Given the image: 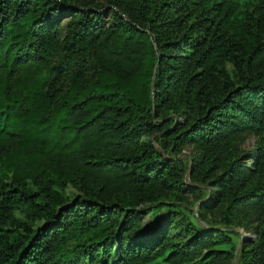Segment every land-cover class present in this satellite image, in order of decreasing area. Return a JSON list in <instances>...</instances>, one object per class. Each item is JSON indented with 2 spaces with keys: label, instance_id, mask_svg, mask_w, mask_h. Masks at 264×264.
<instances>
[{
  "label": "trees",
  "instance_id": "trees-1",
  "mask_svg": "<svg viewBox=\"0 0 264 264\" xmlns=\"http://www.w3.org/2000/svg\"><path fill=\"white\" fill-rule=\"evenodd\" d=\"M245 131L264 133V0H0V264H264V141L239 153ZM200 183L201 209L253 212L257 238L236 252L169 206L137 231Z\"/></svg>",
  "mask_w": 264,
  "mask_h": 264
},
{
  "label": "rangeland",
  "instance_id": "rangeland-1",
  "mask_svg": "<svg viewBox=\"0 0 264 264\" xmlns=\"http://www.w3.org/2000/svg\"><path fill=\"white\" fill-rule=\"evenodd\" d=\"M96 2L100 5L104 3V0H96ZM66 22V20L64 21ZM180 116L181 118H185V115H178L172 112L169 117L177 118ZM156 135L153 134L150 137L155 141V143L160 146L159 142L156 140ZM264 141V133H255L251 131H245L241 133L237 138L238 144V152L239 153H246L250 152L252 155L256 152L258 146L262 144ZM201 149L196 147L194 144H186L184 145L183 149L177 153L178 157L184 158L187 162V172H186V180L189 184H197L194 182L191 177V171L193 167L194 156L197 155V158L201 156ZM166 154H168L166 152ZM202 166H199L201 168ZM204 190L191 192V193H184L186 194L183 197L174 199L173 203L170 201V198H163L161 201L159 200L157 203H153L151 205H147L149 210L146 217L141 221V224L138 225L137 231L141 232V230H146L144 232L145 235H148L153 228L154 223L156 222V218L160 217L161 219L168 220L169 217V206L170 210H177V217L175 218L176 221L182 222L186 221L184 218V214L186 213L189 217L198 220V222L204 227H221L232 231L234 233L235 239L237 240V250L240 249L242 244L244 243L245 239L254 240L257 238V233L255 229L256 219L255 215L251 211L249 213L242 212L237 215V217L231 222H225L220 217V208H200V203L206 201L211 193H209L210 187L205 183H200ZM70 190L73 189L72 186L69 187ZM209 191V192H208ZM203 193V194H202ZM170 204V205H167ZM173 230L176 232L178 239L185 240L187 237L182 234V226L173 227ZM238 262V255L234 259V261L230 264H237Z\"/></svg>",
  "mask_w": 264,
  "mask_h": 264
}]
</instances>
